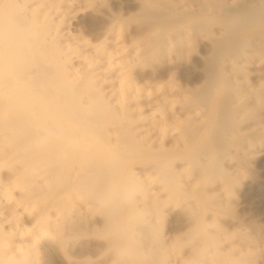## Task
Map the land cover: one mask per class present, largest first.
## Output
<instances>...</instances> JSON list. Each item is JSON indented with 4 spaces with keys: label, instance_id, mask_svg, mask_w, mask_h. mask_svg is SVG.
Here are the masks:
<instances>
[{
    "label": "bare ground",
    "instance_id": "obj_1",
    "mask_svg": "<svg viewBox=\"0 0 264 264\" xmlns=\"http://www.w3.org/2000/svg\"><path fill=\"white\" fill-rule=\"evenodd\" d=\"M224 119L251 166L264 0H0V264H258L255 241L220 224L185 257L153 232L158 178L184 189L240 174L212 150Z\"/></svg>",
    "mask_w": 264,
    "mask_h": 264
},
{
    "label": "rangeland",
    "instance_id": "obj_2",
    "mask_svg": "<svg viewBox=\"0 0 264 264\" xmlns=\"http://www.w3.org/2000/svg\"><path fill=\"white\" fill-rule=\"evenodd\" d=\"M91 34L92 33L89 31H87L86 33V35L89 37L91 36ZM199 51L200 50L198 49V53ZM177 76H178L179 81L178 80L177 81L174 80V81L180 82V78L178 74L173 78L177 79ZM225 117L226 116H224V118ZM225 119H224L225 122L221 120L223 124H221L222 122H220V124L223 125L224 127V128L222 127L223 131L220 128L221 126L219 127L220 129L217 128V130H214L213 128L212 130V132L216 133V134H212L215 137V140L212 141L213 142L212 144L215 147L212 150H215L216 163L217 162L219 163L217 158L219 157L223 158V156L226 157L227 155H230L232 158L231 162L233 164H236L237 162L240 164L238 165V168H240V174H238L237 176L225 177L224 174L221 173V169H219L220 171L217 170V172L215 173L222 174L223 178H220L221 175L218 174L219 175L218 177L220 179L217 177L218 181L215 180L216 179L215 177L217 176L216 174L215 177H213V179L214 178L215 179L212 181H209L210 177L214 176V174H212L213 172L211 173L212 175L210 177H207V175H205L204 173L203 176L205 177L203 176H202L203 178L200 177V181L196 185H193L189 188L184 187V189L180 187L178 189L173 184H171L172 182L170 180L172 179H166L169 181L167 182L165 181L166 183L171 182V183H168V184H171L169 185L171 187H169L167 184L169 188L165 186L166 184L164 182L162 183L161 181L162 178L161 179L158 178V180L160 179L159 181L160 184H158L159 183L158 180L155 181L156 184L152 182L154 184V185L152 184V188L153 187L154 189L156 188L154 192L155 191L159 192L157 193L159 194L158 196H161L163 200H165L164 196L165 195L167 196L166 204L165 206L163 205V207H162V204L159 203L158 204L159 206H158L157 203L158 202L162 203L165 201L157 199L158 202H156L155 206L159 207L160 211L162 212L157 213L159 211V208H157L156 209L157 212L154 213L156 217L155 215L153 217L151 216L154 220V226L155 224L157 225L155 226L157 227L155 228L156 230H153V232L156 236L158 235L160 236L166 233L169 239H172V236H173V239L170 242L171 247L170 245L168 247V249L170 248L169 252L173 254H178V253L180 254L181 252L180 256L184 255L185 257L187 252L189 251V247H192L194 244H196L198 239L204 236L203 234H205L206 232L213 233V232L218 231L220 232L219 234L221 235L222 230H220V228H222L225 234V235L224 234L222 235L224 236L229 235L231 240L239 237L240 234H242L244 237L247 236L251 238L252 242L255 241L254 244L256 243L255 245L257 246L256 256L258 254L257 258L254 257L256 258L255 261H257L258 264H264V138L262 140V144H261L262 148L260 152L258 153V155H255L254 158H252L251 166L249 165L246 166V162H244L243 158H241L238 154L234 152L233 150L234 146L230 145L232 144V142L228 145L226 144L227 142L225 141V138L222 134L224 132V129H227L226 126H229L230 124L226 125L227 122ZM212 135L211 137L212 139H214ZM214 142L216 145L214 144ZM219 147H222V148H219ZM224 158L220 160L221 162L219 165L225 168V165H226L225 163L227 162H225L226 160H224ZM213 163H215V161ZM231 166L232 165H229L230 169H232ZM247 167L250 169H248ZM190 168H192V166H190ZM190 168L186 167L183 173L184 174L187 173V175L190 174L191 172L196 173V171H193ZM227 169H228V166H227ZM197 173L201 175L203 174L200 172H197ZM165 177H168V174ZM162 180H165V179H162ZM207 180L209 182H213V185L212 183H210V185L208 184L207 186V182H208ZM220 180L223 181V185L225 186V189L222 192L226 193L227 191V193L225 194L229 200L227 208L221 205L217 206L214 202L218 198L219 200H221V197L223 196L220 190H218L217 192L215 191L217 184L221 183ZM172 185L174 186L173 187L174 189L176 188L175 190L172 188ZM210 190H212L213 192H211L212 194L208 195L209 197L206 195L208 197L207 198L206 196H204L205 195L204 191L209 192ZM214 193L217 194L216 196L218 197H215ZM219 193H221V195H218ZM140 196H141L140 191L135 189L127 193L126 199L130 200V199L138 198ZM158 196L156 195L157 198H159ZM213 196L217 199H214ZM204 197L206 199H204ZM143 199L146 201L148 200V198H145L144 196H143ZM260 199H262L261 201H263V204H261L258 207H255L257 200H260ZM213 204H215L216 207H214ZM214 209H216L217 211L216 212L212 211V214H211L210 210H214ZM214 213H216L215 217L213 216ZM219 224H220V228H218L219 226L217 227V225ZM217 228L219 230H217ZM167 230L169 231L171 230L170 232L172 233H170L169 231L167 233ZM232 233L234 237L232 236ZM236 235H239V236H236ZM229 236L226 237L227 240ZM195 260L196 259H191V260L187 259L185 263L183 264H195L196 263Z\"/></svg>",
    "mask_w": 264,
    "mask_h": 264
}]
</instances>
